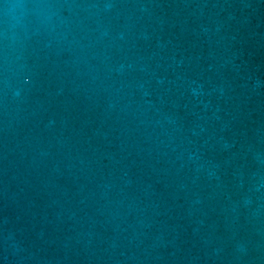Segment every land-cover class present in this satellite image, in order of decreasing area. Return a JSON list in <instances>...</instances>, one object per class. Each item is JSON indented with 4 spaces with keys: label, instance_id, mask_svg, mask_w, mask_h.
<instances>
[{
    "label": "water",
    "instance_id": "95a60500",
    "mask_svg": "<svg viewBox=\"0 0 264 264\" xmlns=\"http://www.w3.org/2000/svg\"><path fill=\"white\" fill-rule=\"evenodd\" d=\"M0 264H264V0H0Z\"/></svg>",
    "mask_w": 264,
    "mask_h": 264
}]
</instances>
